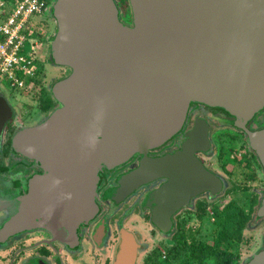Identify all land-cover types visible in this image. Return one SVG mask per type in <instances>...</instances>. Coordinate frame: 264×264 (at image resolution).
Returning a JSON list of instances; mask_svg holds the SVG:
<instances>
[{
  "label": "water",
  "instance_id": "water-1",
  "mask_svg": "<svg viewBox=\"0 0 264 264\" xmlns=\"http://www.w3.org/2000/svg\"><path fill=\"white\" fill-rule=\"evenodd\" d=\"M128 4L131 21L126 23L116 0L51 1L57 26L51 59L70 72L50 87L57 106L13 140L17 152L34 150L57 172L66 167L81 174L77 223L86 218V209L96 208L101 172L137 153L146 156L177 134L191 104L231 115L264 168V128L247 126L264 109V0ZM188 135V143H206L207 121L198 119ZM185 151L184 146L180 153ZM198 170L203 189L196 186ZM194 182V195L217 192L222 183L197 160ZM21 202L20 218L11 223L21 221L25 228L26 196ZM259 214L264 215V195ZM250 264H264V249Z\"/></svg>",
  "mask_w": 264,
  "mask_h": 264
},
{
  "label": "flooded vegetation",
  "instance_id": "flooded-vegetation-1",
  "mask_svg": "<svg viewBox=\"0 0 264 264\" xmlns=\"http://www.w3.org/2000/svg\"><path fill=\"white\" fill-rule=\"evenodd\" d=\"M51 1L36 16L40 72L33 92L24 102L14 101L4 90H15L0 84V264H250L264 249V215L259 214L264 168L246 132L221 109L191 104L177 134L146 156L137 153L101 172L96 208L86 209L78 223L81 174L66 167L57 172L34 150L27 155L15 150V134L37 125L57 106L44 101L53 97L50 87L70 72L64 66L50 71V41L57 31ZM116 2L129 23L124 2ZM32 98L39 105H29ZM200 118L207 121L209 140L188 143V132ZM247 126L263 129L264 109ZM195 160L217 176L220 190L193 194ZM198 172L201 189L205 182ZM242 192L244 198L233 197ZM22 196L25 228L21 221L11 223L20 218Z\"/></svg>",
  "mask_w": 264,
  "mask_h": 264
},
{
  "label": "built area",
  "instance_id": "built-area-1",
  "mask_svg": "<svg viewBox=\"0 0 264 264\" xmlns=\"http://www.w3.org/2000/svg\"><path fill=\"white\" fill-rule=\"evenodd\" d=\"M46 0H0V84L29 95L38 83V40L31 23Z\"/></svg>",
  "mask_w": 264,
  "mask_h": 264
},
{
  "label": "rangeland",
  "instance_id": "rangeland-1",
  "mask_svg": "<svg viewBox=\"0 0 264 264\" xmlns=\"http://www.w3.org/2000/svg\"><path fill=\"white\" fill-rule=\"evenodd\" d=\"M123 10H124V15L129 20L128 22H130L131 21V12H130V6L128 4V1H127V3H124L123 4ZM39 19H40V21H43L44 20L43 17H40ZM31 23L34 25L35 30L38 31L39 30V24H38V20L36 19V17L32 18ZM37 31L34 33L36 36H37ZM57 66L58 65L54 64L53 62H51V64H50V71L51 70L54 71L55 67H57ZM45 70H46V68H45ZM64 75H66V73ZM4 91H5V95L9 99H13L14 101L16 100V101H22V102H24L25 99L31 95V94H29V95H23V94H21V93H19L17 91L13 92L10 89H6ZM27 103L29 105H39V100L36 99V98H32V99H28ZM228 145H229L228 143L225 144L226 147ZM241 174H243V173L241 172ZM238 175H239V173H238ZM239 180L243 181L244 180V175L243 176H240V179ZM237 194L236 193H233V197L236 196L237 198H244V195L245 194L243 192L241 194H239L238 196H237Z\"/></svg>",
  "mask_w": 264,
  "mask_h": 264
},
{
  "label": "trees",
  "instance_id": "trees-1",
  "mask_svg": "<svg viewBox=\"0 0 264 264\" xmlns=\"http://www.w3.org/2000/svg\"><path fill=\"white\" fill-rule=\"evenodd\" d=\"M128 0H119V2H124L127 3ZM56 101L53 99V97H48L45 101H44V105H53Z\"/></svg>",
  "mask_w": 264,
  "mask_h": 264
}]
</instances>
